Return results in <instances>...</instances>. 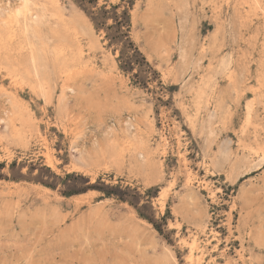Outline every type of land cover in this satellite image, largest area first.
Wrapping results in <instances>:
<instances>
[{"label": "rangeland", "instance_id": "1", "mask_svg": "<svg viewBox=\"0 0 264 264\" xmlns=\"http://www.w3.org/2000/svg\"><path fill=\"white\" fill-rule=\"evenodd\" d=\"M18 5L0 0V264H264V0Z\"/></svg>", "mask_w": 264, "mask_h": 264}, {"label": "bare ground", "instance_id": "2", "mask_svg": "<svg viewBox=\"0 0 264 264\" xmlns=\"http://www.w3.org/2000/svg\"><path fill=\"white\" fill-rule=\"evenodd\" d=\"M19 2H20V5H18L19 7L17 8V11L14 13V15H13V19L15 20V21H17V20H19L20 21V17H24L25 19L27 18V16H26V13L29 11V9H28V7H27V5H26V0H19ZM47 2V1H46ZM18 4V3H17ZM16 5V4H15ZM40 5V4H39ZM50 6V5H49ZM17 7V6H16ZM16 10V9H15ZM32 13V12H31ZM34 15V14H33ZM33 15L32 14H30V19L33 17ZM58 17V16H57ZM34 18V17H33ZM35 18H37V17H35ZM25 21V20H24ZM57 21L60 23V25H61V27H63L64 29H66V30H68L69 28H70V22H71V20L70 19H68V20H66L65 18H62V17H60L59 16V18H57ZM31 26V25H30ZM72 27V26H71ZM61 29V28H60ZM75 30V29H74ZM63 31V30H62ZM66 32V31H65ZM77 32V31H76ZM73 35V34H72ZM72 39H70V41H71ZM29 46V45H28ZM27 46V47H28ZM30 48H31V50L34 48V47H32V46H29ZM29 47H28V49L27 50H29V52L31 51L30 49H29ZM62 47V46H61ZM184 51V50H183ZM28 52V53H29ZM30 54H34V50H32V52L30 53ZM31 56V55H30ZM33 57V56H32ZM225 62V61H224ZM228 63V62H227ZM226 63V64H227ZM228 64H230V62L228 63ZM228 68H229V66H227ZM34 69V68H33ZM229 71V70H228ZM234 73V72H233ZM236 74V73H235ZM233 76H234V74H233ZM236 77V76H235ZM226 78V77H225ZM231 79H233V78H231ZM228 80H229V78H228ZM236 81V80H235ZM244 84V83H243ZM232 86V85H231ZM228 87V86H227ZM201 88H202V86H201ZM203 88H205V87H203ZM231 88H233L234 89V87L232 86ZM236 89V88H235ZM200 90H202V89H200ZM213 91H214V89H213ZM234 91H236V90H234ZM256 91H257V89H256ZM202 92V91H201ZM198 93V92H197ZM203 93H204V91H203ZM208 93V92H207ZM211 93V92H210ZM210 93H209V96H210ZM196 94V93H195ZM237 94H239L238 92L236 93V95ZM259 94V93H258ZM184 95V94H183ZM198 95H200V94H198ZM203 96H204V94H202ZM214 95V94H213ZM254 95H257V94H254ZM262 95V94H261ZM208 96V97H209ZM192 98L194 97V96H191ZM198 97V96H197ZM198 99V98H197ZM202 99V98H201ZM213 99V98H212ZM211 99V100H212ZM206 100H207V98H206ZM205 100V101H206ZM210 100V101H211ZM209 101V100H208ZM199 102H201V100L199 101ZM255 102H256V100H255ZM208 103V102H207ZM253 103V102H252ZM198 105H199V103H198ZM197 105V106H198ZM203 105V104H202ZM263 105V104H262ZM196 106V105H195ZM200 106V105H199ZM198 106V107H199ZM252 106V105H251ZM199 109V108H198ZM197 108H196V110H198ZM202 109V108H201ZM196 110H195V112H196ZM200 110V109H199ZM198 112V111H197ZM253 113V112H252ZM200 114V113H199ZM254 114V113H253ZM197 115H198V113H197ZM194 116V115H193ZM246 116H247V114H246ZM249 117V116H248ZM247 117V118H248ZM196 118H197V116H196ZM195 118V119H196ZM199 119V118H198ZM250 119V118H249ZM193 120V119H192ZM191 120V121H192ZM194 121V120H193ZM198 121V120H197ZM249 122V121H248ZM253 122V121H252ZM194 123V122H193ZM195 123H196V120H195ZM248 124V123H247ZM191 125V127H192V123L190 124ZM250 125V124H249ZM194 126H195V124H194ZM251 127V126H250ZM194 128V127H193ZM249 128V127H248ZM246 129V128H245ZM244 129V130H245ZM254 130V129H253ZM243 131V130H242ZM246 133V132H245ZM244 134V133H243ZM242 134V135H243ZM259 148H261V146L259 147ZM259 150V149H258ZM216 151V150H215ZM260 151V150H259ZM262 151V150H261ZM260 151V152H261ZM260 154V153H259ZM249 155H250V153H249ZM252 155V154H251ZM254 155H255V153H254ZM252 157V156H251ZM259 157V156H258ZM264 159V158H263ZM252 160V159H251ZM263 162V161H262ZM225 163V162H224ZM261 164V163H260ZM237 166V165H236ZM216 168V167H215ZM240 169H242V168H240ZM215 170V169H214Z\"/></svg>", "mask_w": 264, "mask_h": 264}, {"label": "trees", "instance_id": "3", "mask_svg": "<svg viewBox=\"0 0 264 264\" xmlns=\"http://www.w3.org/2000/svg\"><path fill=\"white\" fill-rule=\"evenodd\" d=\"M126 65V68L128 67V69L127 70H131V67L129 66V64H125ZM135 78H137L136 76H135ZM138 80V79H137ZM158 230H159V228L157 227V226H155Z\"/></svg>", "mask_w": 264, "mask_h": 264}]
</instances>
